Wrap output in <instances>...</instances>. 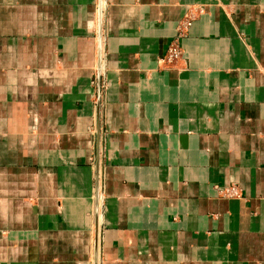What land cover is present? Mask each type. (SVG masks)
<instances>
[{"label": "crops", "instance_id": "obj_1", "mask_svg": "<svg viewBox=\"0 0 264 264\" xmlns=\"http://www.w3.org/2000/svg\"><path fill=\"white\" fill-rule=\"evenodd\" d=\"M97 9L0 0V264H264V0Z\"/></svg>", "mask_w": 264, "mask_h": 264}, {"label": "built area", "instance_id": "obj_2", "mask_svg": "<svg viewBox=\"0 0 264 264\" xmlns=\"http://www.w3.org/2000/svg\"><path fill=\"white\" fill-rule=\"evenodd\" d=\"M200 6H188L181 14L174 27V35L168 42L163 54L158 58L159 64L163 67H170L182 59V50L180 39L187 33L192 21L202 13ZM215 192L218 196L225 198H237L240 196L239 188L235 185L215 186Z\"/></svg>", "mask_w": 264, "mask_h": 264}, {"label": "water", "instance_id": "obj_3", "mask_svg": "<svg viewBox=\"0 0 264 264\" xmlns=\"http://www.w3.org/2000/svg\"><path fill=\"white\" fill-rule=\"evenodd\" d=\"M102 14H103V0H98V9H97V28L99 29L98 35H97V63H96V73L99 75L101 71V52H100V29L102 24ZM97 75V77H98ZM97 131V130H96ZM97 153V152H96ZM96 186V191H97ZM98 192H96L95 197V217L97 218V206H98ZM97 247V221L95 222V228H94V249L96 250ZM96 259V256L94 257Z\"/></svg>", "mask_w": 264, "mask_h": 264}, {"label": "bare ground", "instance_id": "obj_4", "mask_svg": "<svg viewBox=\"0 0 264 264\" xmlns=\"http://www.w3.org/2000/svg\"><path fill=\"white\" fill-rule=\"evenodd\" d=\"M100 50H101V40H100Z\"/></svg>", "mask_w": 264, "mask_h": 264}]
</instances>
